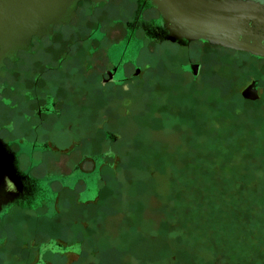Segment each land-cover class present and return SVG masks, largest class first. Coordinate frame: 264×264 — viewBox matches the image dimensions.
<instances>
[{
    "label": "rangeland",
    "instance_id": "1",
    "mask_svg": "<svg viewBox=\"0 0 264 264\" xmlns=\"http://www.w3.org/2000/svg\"><path fill=\"white\" fill-rule=\"evenodd\" d=\"M95 14L81 7L72 22L66 65L77 93L40 134L49 150H12L54 197L0 216V264H264V61L215 46L141 43L138 32L115 44L139 73L102 85L111 43L89 53ZM135 23L147 37L143 20ZM55 47L54 56L66 51ZM40 50L2 75L8 87L33 72L52 82L44 67L52 54ZM252 80L254 101L241 96Z\"/></svg>",
    "mask_w": 264,
    "mask_h": 264
},
{
    "label": "water",
    "instance_id": "2",
    "mask_svg": "<svg viewBox=\"0 0 264 264\" xmlns=\"http://www.w3.org/2000/svg\"><path fill=\"white\" fill-rule=\"evenodd\" d=\"M79 1L0 0V46L11 49L27 42L32 35L51 30L54 23L69 21L75 16ZM145 1L158 11L157 18L150 22L143 20L148 40L169 41L160 43L164 45H214L264 59L263 0ZM149 15L155 16L156 11L150 10ZM189 66L197 73L198 64ZM241 96L257 100V80H252ZM25 169L0 138V216L37 210L42 201L53 199L51 188L31 172L25 173Z\"/></svg>",
    "mask_w": 264,
    "mask_h": 264
},
{
    "label": "flooded vegetation",
    "instance_id": "3",
    "mask_svg": "<svg viewBox=\"0 0 264 264\" xmlns=\"http://www.w3.org/2000/svg\"><path fill=\"white\" fill-rule=\"evenodd\" d=\"M81 7H84L87 17L94 16L96 10L100 9L97 11L100 12V16L95 14V16H97L94 20L95 22L93 19L90 20V18H87L89 20L86 32L87 38L97 43L95 47L91 46L89 53L93 54L101 48L104 49V45H106L109 40L111 43L109 47L104 49V58L106 59L107 66H105L101 73L100 83L102 85L108 83L117 85L124 84L131 76H135V74L139 73L141 69L137 65V62L129 57L121 58V60L119 59L120 57L116 50V46L119 44H115V42L118 40L120 41V38L127 37L125 39V43L127 44L136 33L140 32L141 43H144L146 40L155 44L169 42L162 41L158 43L148 40L141 27H137L135 22L139 19L150 22L158 17V11L154 7H151L145 0H80L77 3L75 16L69 21L54 23L51 30L44 31L39 35H32L27 42L12 47L11 49L4 50L0 46V138L10 146L11 150L17 152V156H19L18 150H20L17 146L28 148V152L30 153L38 149L42 151L49 150L48 140L46 138L42 139L40 134H42L41 132L45 129L50 119H61L64 116V111H66L65 97L70 93H77L75 90H72L70 67L66 65V62L70 58V54H68V49L71 46V38L69 37L70 28L72 22L79 17V10ZM150 10H155L156 15L150 16ZM123 11L124 13L121 14ZM147 12L148 14H146ZM134 19L135 22L131 23ZM85 22L86 20L83 21V23ZM110 30H115L111 32L116 34V36H111ZM121 31L122 34L120 36L119 33ZM97 33L98 36H100L98 38L94 35ZM63 44L66 51L63 55L54 56L55 46ZM215 47L223 48L219 46ZM40 49H43L45 54H52L50 62L44 64V67L46 70L53 71L52 73L55 74V78H52L53 83L50 79L46 78H44L46 81H43L42 72H33L30 78L24 81L20 80L18 82V87H8L7 81L2 79V75L8 70H12L13 65L25 66V64L30 62L33 63V60H36L43 52ZM241 53L247 54L245 52ZM39 60H45V58ZM65 65L67 68H65ZM126 65H131L135 72L129 76L125 75L124 71ZM189 65H191V63ZM186 68L193 72V68L191 69L190 66ZM66 72L70 78L67 77ZM19 73L17 72L16 75H19ZM78 73L79 72H77V74ZM57 77H59L58 82L55 80ZM7 88H9V91ZM6 92L16 94L15 96L17 98L13 99L12 96L8 95L9 93L6 94ZM15 129H22L23 134L18 136V134L14 133ZM106 136L112 137L111 134H106ZM100 157L99 155H83L84 159H91L93 162H97ZM73 169L74 172L77 173L75 176H83L80 175L83 172L80 165L76 164ZM24 171L25 173H30L28 169ZM89 178L92 184L86 185L83 196L87 195L90 188H93V176H89ZM55 180L62 182L59 178ZM69 187L73 188L72 185H69ZM46 248L47 245H43V249ZM41 250L42 249H38V256L41 254Z\"/></svg>",
    "mask_w": 264,
    "mask_h": 264
},
{
    "label": "trees",
    "instance_id": "4",
    "mask_svg": "<svg viewBox=\"0 0 264 264\" xmlns=\"http://www.w3.org/2000/svg\"><path fill=\"white\" fill-rule=\"evenodd\" d=\"M246 55H248V54H246ZM249 57H251V58H253V59H257V60H259V58H256V57H252V56H250V55H248ZM15 207H18V206H15ZM12 208H14V207H12ZM11 208V209H12ZM10 211V210H9ZM5 215V214H4Z\"/></svg>",
    "mask_w": 264,
    "mask_h": 264
}]
</instances>
